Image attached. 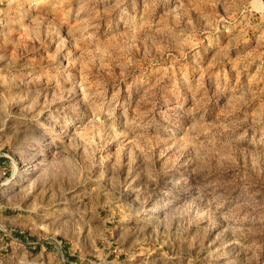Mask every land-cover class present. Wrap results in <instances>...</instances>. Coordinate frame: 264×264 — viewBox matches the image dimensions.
I'll return each mask as SVG.
<instances>
[{
	"label": "rangeland",
	"instance_id": "1",
	"mask_svg": "<svg viewBox=\"0 0 264 264\" xmlns=\"http://www.w3.org/2000/svg\"><path fill=\"white\" fill-rule=\"evenodd\" d=\"M0 264H264V0H0Z\"/></svg>",
	"mask_w": 264,
	"mask_h": 264
}]
</instances>
